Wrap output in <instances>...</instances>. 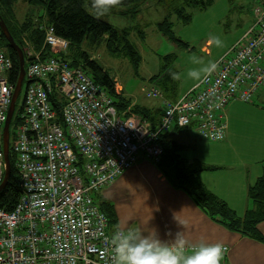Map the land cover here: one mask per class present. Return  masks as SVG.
Returning <instances> with one entry per match:
<instances>
[{
	"label": "built area",
	"instance_id": "obj_1",
	"mask_svg": "<svg viewBox=\"0 0 264 264\" xmlns=\"http://www.w3.org/2000/svg\"><path fill=\"white\" fill-rule=\"evenodd\" d=\"M252 14L251 26L215 62V71L176 102H163L155 128L135 115H118L106 92L80 68L25 49L33 60L25 67L23 105L9 141L20 197L13 210L0 208V264H114L112 239L123 230L108 232L93 196L139 155L158 163L160 137L173 129L194 127L205 141L224 140L229 104L251 103L264 91V0H254ZM45 30L52 54L67 49L52 27ZM11 70L12 61L0 52V185L3 128L15 88Z\"/></svg>",
	"mask_w": 264,
	"mask_h": 264
},
{
	"label": "trees",
	"instance_id": "obj_2",
	"mask_svg": "<svg viewBox=\"0 0 264 264\" xmlns=\"http://www.w3.org/2000/svg\"><path fill=\"white\" fill-rule=\"evenodd\" d=\"M23 1L42 5L44 7L43 16L36 19H28L22 27L17 29L12 22V15L10 12L13 0H0V17L6 24L15 43L22 49L25 59V67H27L28 63L33 60L32 58H28V50H25L27 48H31L36 53L41 52L40 56L42 59L57 57L66 62L71 68H80L97 85H99L111 99L118 115L124 114L125 118L135 115L141 120L150 123L153 128L157 127L160 120L163 110V102L168 101L174 103L180 99L177 98L176 93H174L176 91V74L173 70L175 57L172 56H167L165 58L167 62L163 65L161 73L149 79L151 86L143 88L145 96L147 97L148 90L153 88L152 84L161 87V91H163L162 93L164 96L166 95L165 97L167 98H164L162 101L161 111L158 110V108H144L136 103L134 105L123 95L122 90L117 91V82L115 79L112 78L102 66H100L97 59L91 57L83 46L85 45L96 49L103 45L110 53H123L128 57L131 65H133L135 69L139 68L141 57L135 46L127 40V33L125 31L119 34L109 23L92 14V0ZM142 1L144 0H123L121 7L135 5ZM159 3H167L168 9L171 11L170 14L175 15L178 19H182L183 24H188L190 16H183L182 9L184 7H189L197 8L201 11L210 7L212 5V0H159ZM178 3L182 4L179 6ZM48 27L54 29L56 37L68 42L67 49L57 55L52 54L50 47L46 44L45 29ZM171 27L172 25L165 20L158 26V29L166 38L173 39ZM0 52L5 54L6 57L12 61V70L9 73V81L11 84L16 85L19 76L17 54L10 47L1 30ZM156 89L158 90V88ZM15 114L16 104L10 127L11 125L14 127L16 124ZM173 130L176 131L182 129ZM168 134L169 133H166L161 136L160 144L163 148V154L159 162L154 163L163 177L173 186V188L183 191L191 196L200 210L212 220L217 221L225 229L250 237L264 244V236H262L257 229L258 224L264 222V170L255 184L248 188L247 194L248 198L254 205L253 210L248 211L243 217H239L224 201L220 200L210 192L201 182V173L216 170L218 168L206 167L201 164H188L181 158L180 152L182 146L174 141L168 140ZM9 159L11 167L9 179L5 188L0 192V208L5 211L13 210L20 197L18 175L14 167V156L11 152L9 154ZM97 194L95 195L97 196ZM94 204L106 215L109 226L108 232L112 234L118 231H111V227L116 221L113 209L104 202H102V207L95 202Z\"/></svg>",
	"mask_w": 264,
	"mask_h": 264
},
{
	"label": "rangeland",
	"instance_id": "obj_3",
	"mask_svg": "<svg viewBox=\"0 0 264 264\" xmlns=\"http://www.w3.org/2000/svg\"><path fill=\"white\" fill-rule=\"evenodd\" d=\"M231 1L212 0V5L201 11L197 8L184 7L183 16H190L188 24H183L182 19L171 15L167 3L160 4L159 0H144L135 5L119 7L113 9L109 15L100 17L119 34L123 31L127 33V40L135 46L141 57L138 69L131 65L128 57L123 53H110L103 45L96 49L85 45L83 48L115 79L117 91L122 90L123 95L134 105L136 103L144 108L159 109L163 99L166 98L161 87L152 84V87L158 88L160 97L155 96L157 94L154 90H148L146 97L143 88L150 87L149 79L161 73L163 65L167 62L165 59L167 56L175 57L173 70L176 74V91L174 93L180 98L189 88L188 86L196 82L187 76L189 69L198 67L191 63L190 57L195 55L205 64L216 62L251 26L254 20L250 10L252 1ZM181 4L178 3L179 6ZM10 12L15 28L19 29L28 19L42 17L44 7L38 3L13 0ZM165 20L172 25L173 39L166 38L158 29ZM214 36H219L224 41V47L218 48L211 42ZM202 46H206L207 50H202ZM25 88L26 81L16 100L15 117L23 105ZM227 109L226 133L229 127L228 136L231 137V141L240 143L237 148L231 146L227 150H219L217 144L203 140L194 127L177 130L174 132V137L176 136V139L186 146L195 145L198 148L196 152L200 155L211 156L214 152L224 157L228 156L225 155L228 152L244 155L251 151L253 153L258 147L259 155L264 157V148L260 144V141L264 140V101L256 99L251 103L233 102ZM10 128L9 141L13 144L14 127L11 125ZM260 137L261 139L257 141ZM192 154L193 152L188 150L180 153L186 158ZM93 198L94 202L102 207L100 199L96 195Z\"/></svg>",
	"mask_w": 264,
	"mask_h": 264
},
{
	"label": "crops",
	"instance_id": "obj_4",
	"mask_svg": "<svg viewBox=\"0 0 264 264\" xmlns=\"http://www.w3.org/2000/svg\"><path fill=\"white\" fill-rule=\"evenodd\" d=\"M251 1L252 11L254 0ZM201 48L207 50L206 46ZM200 80L190 84L186 92ZM256 99L264 101V92ZM158 110L161 111V107ZM229 131L228 127L222 142L214 143L219 146V150H227L231 146L237 148L240 144L235 140L231 141ZM174 132L175 130L169 132L167 139L181 145L182 152H193L188 158L181 156L188 164L218 168L200 175L201 182L210 192L224 201L239 217L253 210L254 205L247 194L248 188L255 184L264 170V157L259 155L258 147L253 153L251 151L244 155L228 152L225 154L228 156L224 157L214 152L211 156H205L196 152L198 148L195 145L186 146L178 141ZM260 139L261 137L257 141ZM260 144L264 148V140H261ZM97 197L101 202L107 203L115 213L116 221L111 231L143 228L150 220L149 227L154 226L158 230L162 241H170L180 232L189 245L200 242L223 243L229 248L228 264H264L263 243L231 232L212 220L200 210L191 196L173 188L158 167L143 155H139L136 164L113 184L98 192ZM257 229L264 236V222L259 223Z\"/></svg>",
	"mask_w": 264,
	"mask_h": 264
},
{
	"label": "clouds",
	"instance_id": "obj_5",
	"mask_svg": "<svg viewBox=\"0 0 264 264\" xmlns=\"http://www.w3.org/2000/svg\"><path fill=\"white\" fill-rule=\"evenodd\" d=\"M122 4L123 0H92V14L97 18L106 16ZM211 42L218 48L224 47V41L219 36L212 37ZM190 61L198 66L187 72L193 80H200L203 74H210L218 67L215 62L205 64L195 55L190 57ZM149 221L143 228L132 227L114 235V264H223L229 253V248L223 243L189 245L180 232L175 234L174 239L162 241L158 230L154 226L149 227Z\"/></svg>",
	"mask_w": 264,
	"mask_h": 264
},
{
	"label": "water",
	"instance_id": "obj_6",
	"mask_svg": "<svg viewBox=\"0 0 264 264\" xmlns=\"http://www.w3.org/2000/svg\"><path fill=\"white\" fill-rule=\"evenodd\" d=\"M0 30L3 36L5 37L6 41L10 45V47L17 54V58L19 62V76H18V80L14 88L12 102L9 107L6 121H5L4 128H3V151H4L5 173H4L3 182L0 185V192H1L5 188L8 182V179H9V175H10L11 167H10V159H9V136H10L9 129H10V123H11L12 116H13L14 109H15V103L21 92L23 81L25 78V59H24L22 49L15 43L13 37L11 36V34L9 33L6 27V24L4 23L1 17H0Z\"/></svg>",
	"mask_w": 264,
	"mask_h": 264
},
{
	"label": "bare ground",
	"instance_id": "obj_7",
	"mask_svg": "<svg viewBox=\"0 0 264 264\" xmlns=\"http://www.w3.org/2000/svg\"><path fill=\"white\" fill-rule=\"evenodd\" d=\"M255 17V16H254ZM146 158V157H145Z\"/></svg>",
	"mask_w": 264,
	"mask_h": 264
}]
</instances>
